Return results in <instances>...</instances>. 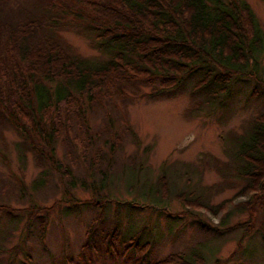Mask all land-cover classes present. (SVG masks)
<instances>
[{
    "label": "rangeland",
    "instance_id": "1",
    "mask_svg": "<svg viewBox=\"0 0 264 264\" xmlns=\"http://www.w3.org/2000/svg\"><path fill=\"white\" fill-rule=\"evenodd\" d=\"M247 2L264 32V0ZM58 37L82 56H104L75 26L59 28ZM255 63L245 74L229 70L230 91L215 100L190 79L158 98L149 97L157 85L137 84L126 97L92 105L82 99L85 121L76 111L81 102L64 105L63 118L67 109L74 111L71 125L62 126L53 142L60 170L49 161L39 165L31 151L22 157L18 132L1 128L0 204L14 211L0 210V264H150L172 252H201L198 264H264V215L252 203L263 193H241L248 178L235 158L237 136L264 111V49ZM85 141L92 144L88 159L81 156ZM97 154L107 158L92 167ZM105 172L112 175L109 184L102 180ZM37 178H45V185L34 187ZM195 199L214 210L221 206L219 213L193 204ZM228 200L239 205L229 215L221 205ZM31 206L35 213L19 210ZM99 212L107 214L109 227L119 221L124 238L137 233L149 241L148 252L124 254L122 242L115 244L119 256L111 248L100 254L95 248L102 250L101 243L83 249L88 224Z\"/></svg>",
    "mask_w": 264,
    "mask_h": 264
},
{
    "label": "trees",
    "instance_id": "2",
    "mask_svg": "<svg viewBox=\"0 0 264 264\" xmlns=\"http://www.w3.org/2000/svg\"><path fill=\"white\" fill-rule=\"evenodd\" d=\"M64 26L77 27L104 56L73 52L58 37ZM263 49L264 32L247 0H25L19 5L0 0V129L11 127L18 132L22 157L31 151L39 165L49 161L60 170L62 161L56 157L53 142L62 126L71 125L74 111L67 109L63 118L64 105L81 102L83 108L76 111L85 121L82 99L92 105L126 97L137 84L157 85L149 97L158 98L178 85L187 86L190 79L195 80L193 88H205L208 98L215 100L230 91L229 70L245 74L251 60L257 64ZM246 132L237 136L235 150L239 173L248 178L241 193L262 192L252 203L259 204L264 215V111ZM84 133L87 137L86 128ZM91 146L84 142L83 159H88ZM106 158L97 154L92 167ZM111 177L105 172L102 180L109 184ZM45 183V178H37L34 187ZM191 202L216 215L221 208L214 210L197 199ZM68 203L78 205L72 198ZM242 203L246 209L250 206L249 200ZM221 205L229 215L238 204L228 200ZM9 208L0 204V210ZM37 209L19 208L31 214ZM103 214L90 220L83 249L101 243L102 250L95 248L100 254L110 253L111 248L119 256L115 244L122 242L124 254L148 252L149 241L143 243L137 233L124 238L119 221L109 227V218ZM40 226L44 235V218ZM201 259V252H172L150 264H198Z\"/></svg>",
    "mask_w": 264,
    "mask_h": 264
}]
</instances>
